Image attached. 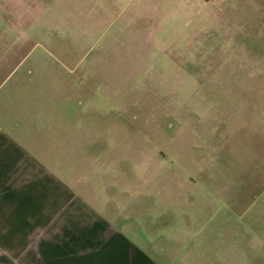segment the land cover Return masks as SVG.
Returning <instances> with one entry per match:
<instances>
[{"label":"rangeland","instance_id":"374dc122","mask_svg":"<svg viewBox=\"0 0 264 264\" xmlns=\"http://www.w3.org/2000/svg\"><path fill=\"white\" fill-rule=\"evenodd\" d=\"M177 1L191 5L42 0L35 24L0 29V55L35 57L38 72L87 55L80 101L117 116L96 133L87 121L86 138L105 139L117 182L165 188L142 231L161 264H264V0Z\"/></svg>","mask_w":264,"mask_h":264},{"label":"crops","instance_id":"0c3cea01","mask_svg":"<svg viewBox=\"0 0 264 264\" xmlns=\"http://www.w3.org/2000/svg\"><path fill=\"white\" fill-rule=\"evenodd\" d=\"M39 1L0 0V29L35 24L47 4ZM188 2L178 7L197 5ZM217 8L225 12L224 0ZM76 29L79 46L84 28ZM49 58L63 70L38 72L35 57L0 55L10 67L0 72V264H161L152 254L163 249L151 253L142 231L155 230L154 207L165 213L164 186L117 182L105 139L85 135L87 121L96 133L101 119L108 128L117 116L80 101L85 89L73 75L81 78L89 58ZM86 67L83 79L94 77Z\"/></svg>","mask_w":264,"mask_h":264}]
</instances>
